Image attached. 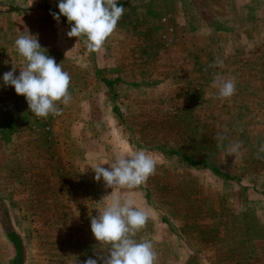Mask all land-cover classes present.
<instances>
[{"label":"rangeland","instance_id":"374dc122","mask_svg":"<svg viewBox=\"0 0 264 264\" xmlns=\"http://www.w3.org/2000/svg\"><path fill=\"white\" fill-rule=\"evenodd\" d=\"M58 2L0 0V264L106 253L90 219L111 192L147 211L134 239L156 264H264V0H118L125 13L98 51L53 19ZM25 29L70 74L60 115L36 117L3 82L25 66ZM216 73L235 77V95L218 96ZM141 149L156 161L146 183L94 180L97 164Z\"/></svg>","mask_w":264,"mask_h":264},{"label":"clouds","instance_id":"9594fccd","mask_svg":"<svg viewBox=\"0 0 264 264\" xmlns=\"http://www.w3.org/2000/svg\"><path fill=\"white\" fill-rule=\"evenodd\" d=\"M58 13H51L59 22L60 16L70 23L69 37H86L89 50H100L106 39L115 31L118 21L126 8L118 5V0H59ZM15 40L16 49L24 60L25 66L15 75V68L3 74L6 86H12L17 95L25 97L28 108L38 118H47L49 114L60 115L62 109L57 102L68 105L71 94L68 91L70 74L63 70L61 63L47 55L42 48L38 34H30L27 29L19 31ZM224 61L217 57L210 67H223ZM213 88L218 90L220 98L235 95V77L224 78L215 74ZM218 143L223 147L227 137L218 135ZM242 147L238 140L231 141L226 149L228 155L237 154ZM264 153V144L258 150ZM107 164V163H106ZM97 164L94 180L103 179L106 187L136 188L148 180L156 172V161L146 150H136L130 154L119 155L114 163L105 168ZM110 202L104 210L90 219V229L96 241L109 245L108 251L89 257L83 264H156L157 253L150 241L134 239L138 230L142 229L149 219L145 210L135 206L132 199H121L112 194Z\"/></svg>","mask_w":264,"mask_h":264},{"label":"trees","instance_id":"16d2710c","mask_svg":"<svg viewBox=\"0 0 264 264\" xmlns=\"http://www.w3.org/2000/svg\"><path fill=\"white\" fill-rule=\"evenodd\" d=\"M64 19H66V17L62 16Z\"/></svg>","mask_w":264,"mask_h":264},{"label":"built area","instance_id":"2783aa9c","mask_svg":"<svg viewBox=\"0 0 264 264\" xmlns=\"http://www.w3.org/2000/svg\"><path fill=\"white\" fill-rule=\"evenodd\" d=\"M47 121V120H46Z\"/></svg>","mask_w":264,"mask_h":264}]
</instances>
